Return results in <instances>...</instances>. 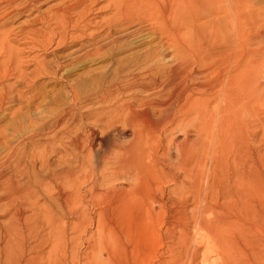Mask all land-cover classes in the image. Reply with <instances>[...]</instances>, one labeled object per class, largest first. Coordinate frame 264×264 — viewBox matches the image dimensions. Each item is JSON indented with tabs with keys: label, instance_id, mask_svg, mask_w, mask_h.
Here are the masks:
<instances>
[{
	"label": "bare ground",
	"instance_id": "6f19581e",
	"mask_svg": "<svg viewBox=\"0 0 264 264\" xmlns=\"http://www.w3.org/2000/svg\"><path fill=\"white\" fill-rule=\"evenodd\" d=\"M3 1L11 5L14 0ZM100 1L65 0L49 9L51 14L44 18L45 24L53 26L56 31H51L50 41L57 36L56 46L63 45L65 35L69 34L67 28L76 30ZM102 1L105 3L101 8L107 17L103 20L102 30L105 32L101 39L94 36L89 42L73 41L70 47H77L68 54L54 57L52 63L33 59L34 66L28 73L30 77L14 76L13 83L8 85L6 82L13 76L9 62L0 63V108L4 103L24 100L27 92L15 91L24 80L23 87L26 88L41 75L61 76L64 70L71 69L66 67L63 73H59L62 67L81 59L103 62V76L107 71L112 72L111 77L99 79L92 93L84 96L70 79L62 81L67 103L42 128H38L37 131L43 133L35 131L30 137L28 135V141L21 143L22 149L19 147L21 150L8 147L6 158L0 160V210L7 209L9 214L3 215L8 223L1 234L0 264H33L35 260L38 263L39 254L27 257V252L33 249L31 245L28 247V240L33 237L34 247L38 248L41 238L36 239V233L32 236L31 231L26 232L23 224L30 219L61 216L112 220L111 225H103L98 232L105 239H99L106 240L103 244L108 260L112 264H123L125 247L119 231L125 227L118 219L145 222L157 213L166 214V203L172 200L166 190L167 184L180 187L177 198L198 202L204 189V137L215 136L216 141L236 138L239 144L244 140L246 124L240 110L247 114L249 109L246 78L252 72L250 56L254 53L250 46L254 37L264 40V30L253 37L249 28L258 22L264 25V2L254 8L253 0ZM214 13L223 14L226 23L223 25L219 17H212ZM144 28L147 31L140 33ZM130 29V34H121ZM31 31L41 37L45 34L35 28ZM136 32L140 35L136 36ZM72 34L76 39L81 36ZM40 42V48L50 45L49 41ZM2 46L0 51H3ZM5 49L4 53L9 52ZM233 58L242 63L241 74H236L241 67L231 62ZM65 60L69 61L67 65L62 63ZM224 63V70L232 68L230 75H220L221 79H209L205 75L208 70H216ZM239 75L245 77L242 84L238 83ZM217 99L219 104L215 102ZM213 101L215 105L210 106ZM168 130L182 132L183 139L172 137L167 140ZM47 135L50 136L45 137L40 154L33 153L36 147L31 146L29 150L33 138ZM172 150L174 154L171 155ZM158 201L159 210H156L152 203ZM84 202L92 209L88 206L79 208ZM52 203L55 209L51 207ZM262 205L261 209H264Z\"/></svg>",
	"mask_w": 264,
	"mask_h": 264
},
{
	"label": "rangeland",
	"instance_id": "374dc122",
	"mask_svg": "<svg viewBox=\"0 0 264 264\" xmlns=\"http://www.w3.org/2000/svg\"><path fill=\"white\" fill-rule=\"evenodd\" d=\"M64 1L65 0H14L10 3L11 5H8L7 2L0 0V23L2 24H0V40L3 42H0V46H6L7 44V47L2 46L1 49L4 51V48H7L5 51H9L5 53L0 51L2 52V54L0 53V63L9 62V71L10 74H13L11 79L6 82V85L10 82L13 83L14 76L22 74L21 76L27 75L26 78L30 77L28 73L34 66L33 59L34 61H36V59L37 61L43 60L42 63L47 64V62L49 63L52 61L54 57H61L64 53L68 54L73 51L77 46H70L75 41L89 42L94 36H98L97 38L94 37L95 39L102 38L105 32V29L102 30V25L103 20L107 17V13L103 12L101 8L105 3L101 0L87 13L86 22L84 20V23L81 22L78 24V28H76L77 31L71 30L70 27L67 28L69 34L65 35L66 38L63 41V45L56 46L55 40L57 41V36L53 37V41L51 42L50 35L52 36L56 31L53 26H46L44 18L51 14L49 9L58 6ZM253 2V7L256 8V5L260 6L264 0H253ZM262 5H264V3H262ZM212 17L217 19L219 17L223 25L226 23V21L223 20V14L214 13ZM33 28L40 30L46 35L42 34V37L39 36L34 33V31H31ZM261 29L264 30V25L258 22L255 26L249 28V32L254 37ZM100 30H102V32H100ZM131 30L132 29L122 31L121 34H130L131 32H128ZM142 30L143 31L140 33L147 31L145 28ZM71 33H73V36H81L76 39L71 36ZM140 33L136 32V36L140 35ZM99 34H101V36ZM133 37H135V35L128 39ZM40 40H44L45 43L49 41L51 46H41L40 48V43H42ZM64 44L66 47H69L65 48ZM250 47L253 49L252 51L254 53L251 54L252 57L250 56L252 72H250L249 76L246 78L248 79L249 104L247 109H249L246 110L247 114L240 110L242 120L246 124L244 140L239 144L236 138L216 141L215 136L212 138L204 137V189L199 199L200 203L199 201L194 202L192 199L184 201L177 198L180 187L167 184L166 190L169 191L172 200L166 203V206H168V212L166 214L157 213L153 218L147 219L145 222L131 218L118 219L120 221L119 223H122L125 227V230L123 229L124 231H119L125 247L124 258L121 259L123 264H246L248 261L247 264H257L258 262V264H264V262H262V260H264V252H262V250H264V245H262L264 244V242H262L264 241V223H262V221H264V209H261L260 206L264 204V200H261L264 199V52H262L264 51V40H257L254 37ZM11 53H13V55ZM10 54L13 59L12 57L10 58ZM236 58H233L231 62L234 61L232 63L239 66V59ZM62 63L67 65L69 61L65 60ZM103 64V62L98 60L89 62L88 60L81 59V61L79 60L75 61L74 64L72 63V66L62 67L59 73H64L61 76H58L59 74L56 77L50 74L41 75L37 78L34 83L35 85L32 84L33 86L23 87L26 80L23 81L22 85H17L15 91H21L18 89H22L24 93L27 92L24 95L26 96L27 94L28 98H26L27 96L24 97L28 100L26 101L24 98L22 101L23 103L17 101L4 103L0 108V131L2 132V135L0 134V142H4L7 145L3 143V148H0V160L3 161L6 158L5 156L9 150L8 147L22 149L23 145L21 143L27 142L32 133L38 132V128H42V126L50 121L52 116L67 103L68 99H66V93L63 92L62 81L70 79L71 83L77 84L80 95H88L97 87L98 81H100L101 78L112 76L111 71H107L105 76H103L104 73H102L101 69ZM224 65L225 63L221 64L217 68L218 70L216 69L217 71H212V69L206 70L208 73L205 71L207 73L205 75L209 79H221L220 75L226 77L228 73L230 75V73H232L230 72L232 68L224 70ZM66 67H70V71L67 69L63 71ZM239 67L236 74L242 73V71H240V69L242 70L243 68L242 63ZM136 71L137 70H135V72ZM224 71H226V73ZM216 73L219 74L217 75ZM55 78L56 80L54 81ZM238 80L240 82H237L242 84L243 80L245 81V77L242 78V75H239ZM57 89L60 91H57ZM217 89H219V87L215 90ZM51 100H53V102ZM30 101H33L34 104H31ZM43 101L45 102L43 103ZM214 101L210 106L215 105V102L219 104L218 99ZM23 104L24 106H22ZM217 108L220 107L217 105ZM14 118L19 128L14 122ZM27 119H29V123L31 121V125H34L31 126L27 123ZM17 120L19 122H17ZM40 121L44 123L42 124ZM179 132L180 131L168 130L167 140L172 137H176L179 140L183 139V133ZM38 133L41 134L43 131H39ZM21 134H23L24 138ZM50 135L36 136L37 138H33L34 144L32 141L30 142V145H28L30 146L29 150L32 149L31 146L36 147L33 153L40 154L46 139L45 137L48 139ZM125 139L127 138L125 137ZM37 144L41 146L39 149L37 148L39 146ZM37 149L38 152H36ZM170 154H174L173 150ZM152 205L156 210H159V201L152 203ZM79 206V208H83L88 206V204L84 202L81 205L79 204ZM51 207L53 209L56 208L53 203ZM88 207L92 209V206ZM251 207L253 210L250 209ZM262 208H264V205H262ZM2 212L5 213L3 214ZM0 214L1 245L3 243L1 234H3V230L8 223L7 218L3 217V215L9 214H7V209L6 211L2 209ZM96 218L97 217L91 220L81 218L69 219L61 216L55 219H30L26 221L23 224V229L26 232L31 231L30 233L32 236L36 233L38 235L36 239L40 237L41 240H39L42 241L37 248L34 247L35 241L33 237L28 240V247L31 248V246H33V249L27 252V257L39 254L38 263H35L37 261L35 260L33 264H112L108 260L105 252L106 245L104 246V244L106 240H102L103 238L105 239V236L102 237L98 232L101 231L103 225H111L113 221L105 218L100 221V219ZM52 227L53 229H51ZM99 237L102 239H99ZM54 242L55 244L57 243V246ZM92 244L95 245L93 246ZM250 251H252V254ZM260 254L262 256H260ZM255 258H257V261L254 260Z\"/></svg>",
	"mask_w": 264,
	"mask_h": 264
}]
</instances>
